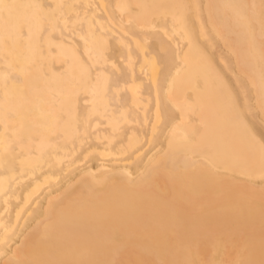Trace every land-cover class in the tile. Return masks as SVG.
Segmentation results:
<instances>
[{
  "label": "bare ground",
  "instance_id": "obj_1",
  "mask_svg": "<svg viewBox=\"0 0 264 264\" xmlns=\"http://www.w3.org/2000/svg\"><path fill=\"white\" fill-rule=\"evenodd\" d=\"M0 264H264V0H0Z\"/></svg>",
  "mask_w": 264,
  "mask_h": 264
}]
</instances>
